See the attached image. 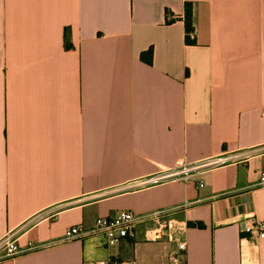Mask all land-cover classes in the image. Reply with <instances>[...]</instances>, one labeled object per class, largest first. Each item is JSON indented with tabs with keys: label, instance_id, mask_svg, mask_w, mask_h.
<instances>
[{
	"label": "crops",
	"instance_id": "crops-1",
	"mask_svg": "<svg viewBox=\"0 0 264 264\" xmlns=\"http://www.w3.org/2000/svg\"><path fill=\"white\" fill-rule=\"evenodd\" d=\"M246 148L262 152L132 187ZM262 172L264 0H0V240L19 230L20 249L0 264H264ZM157 210L183 230L64 240L98 217Z\"/></svg>",
	"mask_w": 264,
	"mask_h": 264
},
{
	"label": "built area",
	"instance_id": "built-area-1",
	"mask_svg": "<svg viewBox=\"0 0 264 264\" xmlns=\"http://www.w3.org/2000/svg\"><path fill=\"white\" fill-rule=\"evenodd\" d=\"M261 152V148H246L235 152L210 156L195 162L181 161L173 168L160 170L150 176L137 180L132 187L147 188L175 182L187 183L194 175L204 174L223 166L246 164ZM259 184L264 185V172L260 173ZM189 205V202L184 204V206ZM167 217V212L164 210H157L151 214L120 211L115 216L98 217L91 227L79 224L68 228L65 232L64 240L72 241L90 236H98L104 240L107 246L114 247L119 245L122 240L134 237L138 226L143 222H148L153 225L148 232V240L156 241L163 236L171 235L172 230L176 232L183 230L178 226H174ZM253 229L260 237H264V222H257ZM18 234L19 230H16L10 232L0 240V251L5 252L6 257L13 258L20 253ZM186 248V242L181 241L177 243L179 253L184 252ZM173 260H175V257H173ZM132 264H135V262Z\"/></svg>",
	"mask_w": 264,
	"mask_h": 264
},
{
	"label": "trees",
	"instance_id": "trees-1",
	"mask_svg": "<svg viewBox=\"0 0 264 264\" xmlns=\"http://www.w3.org/2000/svg\"><path fill=\"white\" fill-rule=\"evenodd\" d=\"M178 18L172 16L171 13H167L166 17V24H171L174 23ZM184 23H185V30H186V43L189 45H192L195 43V39L193 37L194 35V27H193V22H192V6L190 3L185 4V13H184ZM67 48H70L69 45H67ZM142 59L148 60L151 62L152 59V51L150 50L147 53H144L142 55ZM199 227H202L201 224L198 225Z\"/></svg>",
	"mask_w": 264,
	"mask_h": 264
}]
</instances>
